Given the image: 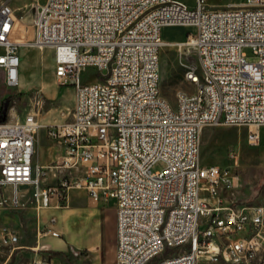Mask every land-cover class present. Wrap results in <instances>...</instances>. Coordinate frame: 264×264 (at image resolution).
Here are the masks:
<instances>
[{"label":"built area","instance_id":"2783aa9c","mask_svg":"<svg viewBox=\"0 0 264 264\" xmlns=\"http://www.w3.org/2000/svg\"><path fill=\"white\" fill-rule=\"evenodd\" d=\"M164 25H191L185 40H163ZM26 41L9 3L0 4V83L21 81L20 50L51 46L55 75L73 85L68 122L48 125L64 148L54 165L59 182H46L47 167L35 164L37 112L0 119V203L18 205L19 187L32 189L40 211L58 204L71 189L97 203H114V264H263L264 203L225 198L238 181L216 164L200 161L205 127L249 125L247 140L261 142L264 126V0H45ZM167 46L193 50L200 70L186 78L175 105L161 94L160 57ZM257 57L249 61L243 48ZM87 67L96 81L82 76ZM158 160L165 167L152 171ZM11 187L6 196L1 191ZM55 216L37 235L59 237ZM9 243L18 236L5 233ZM75 256L81 253L73 251ZM46 263V262H45ZM47 264H52L47 261Z\"/></svg>","mask_w":264,"mask_h":264},{"label":"rangeland","instance_id":"374dc122","mask_svg":"<svg viewBox=\"0 0 264 264\" xmlns=\"http://www.w3.org/2000/svg\"><path fill=\"white\" fill-rule=\"evenodd\" d=\"M45 0H0L7 2L15 10L23 28V39H33V22L36 12L40 13ZM190 7H196L197 0H183ZM221 3L226 0H209ZM193 31L191 25H164L162 38L168 42H180ZM27 44V43H26ZM28 48V49H27ZM24 45L20 50L21 81L17 87L0 83V110L5 109V118H23L29 112H37L43 124L41 131L46 139L55 145L57 152L63 146L48 135V125L68 122L72 118L74 105L73 85H62L55 75L53 48L51 46ZM249 61L257 57L249 46L243 48ZM190 67L200 70L196 53L193 50L181 51L177 46H167L160 57V90L171 104L175 105L179 91L193 92L197 84L186 78ZM85 80L96 81L100 73L92 67L84 69ZM264 127V126H263ZM264 130V129H263ZM248 127L244 125H224L205 127L201 137L200 161L202 164H216L222 170L234 174L238 181L228 191L225 198L233 203L255 205L264 203V141L252 145L247 140ZM50 154V153H49ZM35 160L43 162L41 154ZM53 165L58 164L55 160ZM165 167L162 160L152 166V171ZM59 182L53 180L51 184ZM3 194L7 193L3 188ZM12 195V194H11ZM8 196V195H7ZM1 200V197H0ZM61 206L66 207L64 216L57 218L55 225L61 236L50 250L40 249L43 263L52 264H114L116 253V212L111 201L104 206L93 201L83 189H71L64 197ZM39 214L34 208L30 193L18 205L0 203V264H38L31 262V256L21 252L30 251L35 245V233ZM5 233L16 234L19 241L9 243ZM52 236H45L47 242ZM23 245L21 248L17 246ZM27 246V248H26ZM73 251L82 252L75 256ZM167 255V254H165ZM165 255L157 257L150 264H157ZM46 262V263H45ZM202 264H225L203 261ZM264 264V262H263Z\"/></svg>","mask_w":264,"mask_h":264},{"label":"crops","instance_id":"0c3cea01","mask_svg":"<svg viewBox=\"0 0 264 264\" xmlns=\"http://www.w3.org/2000/svg\"><path fill=\"white\" fill-rule=\"evenodd\" d=\"M244 126L245 127L247 126L248 129L252 128L249 125H244ZM263 129H264L263 126L259 127V129H258L261 141H264V130ZM38 154H41L45 157V160L43 162H38L35 160V156ZM63 154H64V148H63L62 152H57L55 145L53 143H50L49 141H47L45 131L40 130L37 133L36 141H35L34 163L47 167V170H48V175L46 177L47 183L51 184L53 180H57L60 176L63 175L62 170L55 167L52 164L55 160L58 163H60V161L63 158ZM3 189L7 191L6 194L4 193L6 196L7 195L9 196L11 194V191H12L11 187H4ZM18 190H19V196H20L21 200L26 198L27 193H30V195L32 193V189L30 187H27V186H20ZM85 192H87V191H85ZM98 204L103 205V206L105 205L104 203H98ZM34 208L36 209V212L39 214V222H37V230L39 228V225L42 227H43V225H48L50 217L55 216L56 218H59V217L64 216L66 213V207L61 206V204H58V200L56 199V197L51 199L50 207L45 208V209H41L40 211L36 208L35 205H34ZM57 221H58V219H57ZM56 223L54 224V227H55ZM37 230L35 233V240H34L35 245L28 246V248L31 249L30 251L21 250V252H24L25 254H29V256H31V262H33V263L38 262V264H40V263H43V260H42L41 254L39 253V250L40 249H46V250L52 249L54 247L55 243L57 242V238L49 237L50 239L47 242H44V241H42V239L44 237L39 239V237L37 235ZM18 241H19V238H18ZM22 246L23 245H19V246H17V248H21ZM26 248H27V246H26Z\"/></svg>","mask_w":264,"mask_h":264},{"label":"water","instance_id":"95a60500","mask_svg":"<svg viewBox=\"0 0 264 264\" xmlns=\"http://www.w3.org/2000/svg\"><path fill=\"white\" fill-rule=\"evenodd\" d=\"M5 109L4 110H0V119H5Z\"/></svg>","mask_w":264,"mask_h":264},{"label":"bare ground","instance_id":"6f19581e","mask_svg":"<svg viewBox=\"0 0 264 264\" xmlns=\"http://www.w3.org/2000/svg\"><path fill=\"white\" fill-rule=\"evenodd\" d=\"M29 45H31V44H28V43L25 44L26 48L29 47ZM27 49H28V48H27ZM202 133H203V132H202ZM201 137H202V135H201Z\"/></svg>","mask_w":264,"mask_h":264}]
</instances>
